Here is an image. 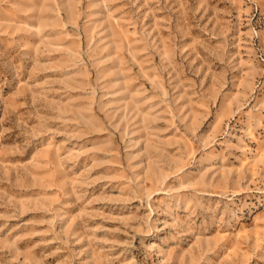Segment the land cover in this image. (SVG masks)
<instances>
[{"label":"rangeland","instance_id":"obj_1","mask_svg":"<svg viewBox=\"0 0 264 264\" xmlns=\"http://www.w3.org/2000/svg\"><path fill=\"white\" fill-rule=\"evenodd\" d=\"M0 264H264V0H0Z\"/></svg>","mask_w":264,"mask_h":264}]
</instances>
